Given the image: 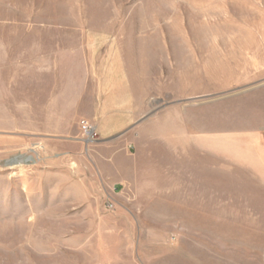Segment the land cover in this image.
I'll return each instance as SVG.
<instances>
[{
  "label": "rangeland",
  "instance_id": "rangeland-1",
  "mask_svg": "<svg viewBox=\"0 0 264 264\" xmlns=\"http://www.w3.org/2000/svg\"><path fill=\"white\" fill-rule=\"evenodd\" d=\"M49 34L74 35L78 50L100 52L97 59L103 62L123 60L131 66L139 56L142 83L152 87L142 120L152 117L155 162L172 170L166 178L174 182L152 192L188 195L195 210L208 198L220 200V217L184 219L193 222L188 226L173 219L166 240L182 256L187 253V264H264V130L254 146L222 134L219 170L215 163L210 173L182 160L186 151L176 137L182 108L191 114L198 105L208 108L213 99H223L221 124L228 125L230 110L235 120L238 107L225 101L264 81V0H0V41L12 57L20 55L23 44L32 49L50 44L37 39ZM113 51H123L124 57ZM12 124L11 132L19 134V119ZM94 142L82 144L75 168L56 170V176L44 166L56 155L45 154L42 162L40 150L20 147L13 156L0 154V264H37L38 252H57L51 244L67 240L69 235L52 231L57 228L42 216L36 183L70 176L79 190L91 191L95 177L84 161L85 145ZM19 154L33 161L3 163ZM112 205L106 201L103 207L113 211Z\"/></svg>",
  "mask_w": 264,
  "mask_h": 264
},
{
  "label": "crops",
  "instance_id": "crops-1",
  "mask_svg": "<svg viewBox=\"0 0 264 264\" xmlns=\"http://www.w3.org/2000/svg\"><path fill=\"white\" fill-rule=\"evenodd\" d=\"M42 38L37 36L38 41L50 44L35 49L23 44L15 57L0 41V154L13 156L20 147L40 150L42 162L48 158L45 154L56 155L57 159L49 158L44 165L56 176V170L68 167L71 171L76 166L75 155L85 144L80 139V122L94 125L99 140L85 145L84 162L95 177L91 191L79 190L77 180L70 176L58 182L36 183L42 190V198L37 196L43 202L46 223L57 228L52 231L69 235L65 241L51 244L57 252H38L36 263L187 264V253L182 256L169 238L166 240L172 234L173 219L180 218L181 225L188 226L193 222L184 219L220 217V200L208 198L202 209L195 210L187 204L188 195L152 192L159 185L174 182L166 178L172 170L155 162L152 117L142 120L152 87L142 83L139 56H133L131 66L123 60L103 62L97 59L100 52L78 50L74 35ZM112 54L124 57L123 51ZM258 83L225 101L224 105L238 108L235 120L230 110L228 125L222 123L227 127L223 131V99H213L208 108L198 105L191 114L188 107L182 108L181 130L176 137L186 151L182 160L191 162V169L210 173L216 163L219 170L222 134L229 139L243 138L251 146L261 143L264 81ZM206 108L211 109L206 112ZM17 119L21 123L19 134L11 132ZM66 156L70 161H63ZM25 157L30 158L20 154L3 163L20 162V166L33 161ZM106 201L113 203V211L103 207Z\"/></svg>",
  "mask_w": 264,
  "mask_h": 264
},
{
  "label": "built area",
  "instance_id": "built-area-1",
  "mask_svg": "<svg viewBox=\"0 0 264 264\" xmlns=\"http://www.w3.org/2000/svg\"><path fill=\"white\" fill-rule=\"evenodd\" d=\"M94 128V125H92L88 121H82L80 123L78 129L80 131L81 139L83 140V142L89 143L99 139L98 133Z\"/></svg>",
  "mask_w": 264,
  "mask_h": 264
},
{
  "label": "bare ground",
  "instance_id": "bare-ground-1",
  "mask_svg": "<svg viewBox=\"0 0 264 264\" xmlns=\"http://www.w3.org/2000/svg\"><path fill=\"white\" fill-rule=\"evenodd\" d=\"M20 155V154H19ZM23 158V157H22ZM26 158V160L28 161V160H30V158L29 157H25ZM24 162V161H23ZM19 164H20V162H19ZM19 166V165H18Z\"/></svg>",
  "mask_w": 264,
  "mask_h": 264
}]
</instances>
